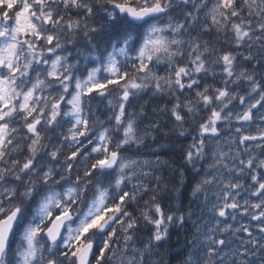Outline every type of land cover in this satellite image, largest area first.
Returning a JSON list of instances; mask_svg holds the SVG:
<instances>
[{
  "label": "snow or ice",
  "instance_id": "obj_1",
  "mask_svg": "<svg viewBox=\"0 0 264 264\" xmlns=\"http://www.w3.org/2000/svg\"><path fill=\"white\" fill-rule=\"evenodd\" d=\"M241 3L242 0H207L196 9L197 16L201 9L204 10L206 17L204 23H199L193 18L191 10L185 12L181 9L180 12L186 17L184 23L174 21L172 15H167L166 23L161 21L151 24L142 37V43H139L136 49L133 71L138 74L137 76L130 77L128 70L119 67L121 58L129 57L128 41L125 40L122 46L114 47L106 56L97 57L101 60L100 65L89 69L82 79L75 80L77 91L69 100L74 111L80 112L82 98H89L91 103L93 97H107L112 91L120 89L122 94L114 118L118 123L127 120V127L124 129L126 135L134 133L136 121L128 119L129 98L132 95L130 90L140 91L146 87L144 81L151 80L152 86L157 91H162V81L167 80L163 87H170L171 75H174L176 87L182 92H188L197 88L200 83L197 77L203 76L208 70V58L215 56L220 61L218 65L221 69L220 75L225 78L220 84L215 85V99L226 100L231 93L232 100L236 103L228 100L224 106L225 111L212 108L200 121L199 135L190 145L191 150L184 154L189 160L194 154L199 156L202 149L208 154V170L201 171L196 187V191L201 195L200 206L189 210L191 209L189 204V209L176 211L157 204L154 214L146 213L151 226L145 234L134 218V213L126 212L125 206L133 197V192L123 191L118 199L106 204L105 191L100 190L90 201L88 211L80 217L73 229L65 226V221L72 217L73 207L71 204H64L63 199H70V195L76 190L69 188L64 193L50 191L40 202L31 223L26 222V227L21 226L25 245L18 253L19 264H112L109 257H116L114 248L127 254L130 241H135L141 248L150 247L151 241H156L163 247V241L170 234L165 225L177 223L189 226L188 235L192 238L191 244L179 253L183 264H264V59L247 54L242 62L237 63L238 57L234 54L236 49L221 46L217 54L214 47L207 46L211 41H205V47L201 49L198 34L199 30L207 36L213 31L219 32L230 26L235 34L236 43L242 45L254 34L251 30V21L238 20L241 15ZM109 5L116 10L115 12L109 10L108 13L114 19H118L120 13L136 20L160 17L169 13L163 0H153L152 3H149V0H108L103 7L108 8ZM97 7L100 5L89 3L87 0H0V37L11 34L8 42L0 44V68L4 67L7 60V68L13 74L20 72L19 68L14 67V63L19 47L17 41L21 37L23 43L30 49H40L41 55L43 54L41 44L46 43L49 53L58 46L63 47L57 37L61 28L78 31L82 25L87 27L90 23L89 18L95 17ZM99 19L107 22L104 16ZM37 20L47 25L46 31H41ZM189 21L195 26L190 31L197 41L191 48L192 57L176 61L174 73L168 77H161L157 72L150 73L156 57L163 54L172 61L177 54L172 45L184 43L182 37L171 39L169 36L155 33L169 30L183 33ZM209 24L214 27H209ZM258 27L260 32H264V24ZM29 37L34 38L37 43L33 44ZM254 38L259 40L260 36L256 35ZM189 43H192L191 39ZM180 55L184 56L183 53ZM61 60L62 57L58 56L53 61L54 67L48 71L51 79H61L62 74L55 70V66ZM189 68L193 69L192 77L188 75ZM101 69L106 75H98ZM234 70L238 73L236 77L238 82L251 83V90L255 93L253 98L237 93L235 88L231 90L228 88ZM255 73H259L261 78H255ZM38 83L41 82L37 81ZM33 91L34 89H29L24 93L25 101L20 105L22 111L28 109ZM205 92L207 87L198 90L195 95L205 104L213 103V97L205 95ZM5 94L11 96V89L0 76V175L4 176V180L0 181V264H12V234L17 231L22 211L15 204L23 187L18 182L25 178L21 173L27 174L35 166V161L27 154H22L19 158L12 157V171L15 175L4 166V157L9 154L3 150V145L10 143L9 136L12 131L5 120L10 115L8 111L10 108L15 111L12 101L4 100ZM64 99L61 97L53 107L62 108ZM112 103L113 101L109 99L108 104ZM162 107L166 108L167 105ZM177 109H180L179 103L175 105L171 115L177 121L184 120V110ZM35 111L33 108L27 113L26 118H31ZM57 114L51 115L53 121ZM80 122L77 119L76 124L79 125ZM40 123L41 120L36 119L26 125L33 136L39 137L37 128ZM83 123L87 126L89 121L84 120ZM225 124L230 133L224 130ZM86 134V131H81L78 135L83 138ZM75 136L74 133L73 138ZM38 143V139L33 140L27 146V151L34 153L36 151L34 146ZM59 155L57 151L51 153L52 157ZM79 155V152L73 151L69 159H79ZM118 155L116 151L111 152V160L105 156L97 160L92 169L95 170L97 166L101 168L110 166L115 163ZM131 163L134 165L135 161ZM144 163L147 164L148 161L145 160ZM127 166L126 162L122 168ZM67 171L71 172L73 168L69 167ZM92 174L85 172L87 176ZM43 177L47 183L52 178L50 171L45 172ZM76 180L79 183L80 177L77 176ZM84 190L87 191L86 186ZM32 191V188H25L23 195L27 196ZM147 191L145 188V192ZM53 208L55 211H52ZM90 237L93 239H89Z\"/></svg>",
  "mask_w": 264,
  "mask_h": 264
},
{
  "label": "clouds",
  "instance_id": "obj_2",
  "mask_svg": "<svg viewBox=\"0 0 264 264\" xmlns=\"http://www.w3.org/2000/svg\"><path fill=\"white\" fill-rule=\"evenodd\" d=\"M87 2L100 5L97 7L95 17H90L89 25L87 27L82 25L78 31L61 28L57 37L59 44L63 47L58 46L52 53H49L46 43L41 44L40 47L43 49L41 55L40 49H30L23 43L21 37L17 41L19 47L14 63V67L19 68L20 72L13 74L7 68V60H5L4 67L0 68V76L11 89V96L5 94L4 100H11L15 106L14 112L11 108L8 110L10 115L5 120V123L11 126L12 131L9 136L10 143L3 145V150L9 154L4 157V166L9 168L12 175H15L12 171V157L19 158L20 155L27 154L35 161V166L27 174L21 173L25 178L18 182L23 187L15 204L22 211L17 231L12 234V264H19L18 253L25 245L21 226L26 227L27 223H31L40 202L48 196L50 191L64 193L69 188L76 190L70 195V199H63L64 204H71L73 207L72 217L65 221L66 228L73 229L80 217L88 211L90 201L100 190L105 191L106 204L118 199L123 191L133 192V197L125 206L126 212L134 213V218L145 234L151 226L147 221L146 213L154 214L157 204L176 211L189 209V204H191L189 210L199 207L201 195L196 191V187L201 171L208 170V154L202 149L200 155L194 154L191 160L187 159L184 154L191 150L190 145L199 135L198 125L202 118L212 108L225 111V104L228 100H232L231 93L226 100L215 99V85L220 84L225 78L220 75L221 69L218 66L220 61L215 56H210L208 70L203 76L197 77L200 81L197 88L190 89L188 92H182L176 87L174 75H171L170 87H163L167 80L162 81V91H157L152 86L151 80L144 81L146 87L140 91L130 90L132 95L129 98L128 119L136 121L134 133L126 135L124 129L127 127V120L118 123L114 118L120 103L119 97L122 94L120 89L112 91L107 97H93L91 103H89V98H82L80 105L82 110L75 112L73 105L69 103L72 94L77 91L75 80L82 79L89 69L100 65L101 60L97 57L106 56L114 47L122 46L127 40L129 57L121 58L119 67L122 70H128L130 77H134L138 75L133 71L136 49L139 43H142V37L151 24L161 21L166 23L167 15H172L174 21L184 23L186 17L180 12L181 9L185 12L191 10L192 17L196 18L199 23L206 21L204 10L201 9L197 16L196 9L207 0H163L169 13L142 20L126 17L123 13L119 14L118 19H114L108 13L109 10L112 12L116 10L111 5L108 8L103 7L108 0H87ZM152 2L153 0H149V3ZM249 5L253 6L249 7ZM101 16L107 19L106 23L99 19ZM238 20L252 22L253 37L245 40L242 45H238L230 26L219 32L213 31L207 36L198 30L201 49L205 47V41H211V44L207 46L214 47L217 54L221 46L236 49L234 54L238 57L237 63L242 62L247 54L264 59V32H260L258 27L264 24V0H242L241 15ZM37 23L40 24L41 31L47 30V25L40 20H37ZM193 27L195 26L189 21L183 33H174L171 30L155 33V35L169 36L171 39L182 37L184 43L172 45L177 53L172 61H169L163 54L156 57L150 73L157 72L161 77H168L169 74L174 73L176 61L192 57L191 48L197 42L190 31ZM209 27L214 26L209 24ZM256 35L260 36L259 40L254 38ZM10 39L11 34L0 37V44H5ZM190 39L192 43H189ZM29 40L33 44L37 43L32 37H29ZM58 56L62 57V60L55 66V70L61 73L62 77L54 80L48 76V71L54 67L53 61ZM253 67H255V62H253ZM98 75L103 76L106 73L101 69ZM188 75L193 76L192 68H189ZM237 75L238 73L234 70L233 77L229 79L228 88L230 90L235 88L237 93L253 98L255 93L251 90V83L238 82ZM254 77L261 78L259 73H255ZM37 81L41 83L37 84ZM204 87H207L205 95L213 97L211 104L203 103L195 95ZM29 89H34L32 99L28 102V109L22 111L20 105L24 103V93ZM61 97L65 98L62 108H54L53 105ZM109 99L113 101L112 105L108 104ZM232 102L236 103L235 100ZM177 103L180 105V109L177 110L185 112V118L182 121H177L171 115ZM163 105L167 107H162ZM33 108L36 111L31 118H26L27 113ZM53 113H58L54 121L51 119ZM36 119L41 120L37 128L39 137L33 136L26 127ZM77 119L81 121L79 125L76 124ZM84 120L89 121L87 126L83 123ZM224 130L230 133L227 124ZM81 131L87 133L83 138L78 135ZM74 133L75 138H73ZM37 139L39 143L34 146L36 151L28 152L27 146ZM53 151L59 152L60 155L52 157ZM73 151L80 153L79 159H69ZM113 151L119 154L115 163L103 168L97 166L95 170L92 169V165L105 156L111 160ZM145 160L148 161L147 164L144 163ZM131 161H135V164L133 165ZM126 162L128 166L122 168ZM69 167H72L73 171H67ZM49 171L52 178L45 183L43 174ZM85 172L93 174L87 176ZM77 176L80 177L79 183L76 180ZM8 178L11 179V176ZM3 180L4 176L0 175V181ZM85 186L87 187L86 192ZM25 188H32L33 191L25 196L23 195ZM145 188L148 189L147 192ZM52 211L55 209L53 208ZM116 226L113 225V227ZM165 227L168 228L170 234L163 241V247H160L158 242L151 241L150 247L141 248L135 241H130L127 254L114 248L116 257H109L112 264H183L179 253L192 242L191 236L188 235L189 226L177 223L165 225ZM121 257H123L122 262Z\"/></svg>",
  "mask_w": 264,
  "mask_h": 264
}]
</instances>
